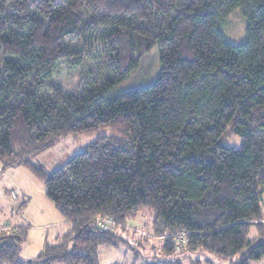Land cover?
I'll return each mask as SVG.
<instances>
[{
  "label": "trees",
  "instance_id": "obj_1",
  "mask_svg": "<svg viewBox=\"0 0 264 264\" xmlns=\"http://www.w3.org/2000/svg\"><path fill=\"white\" fill-rule=\"evenodd\" d=\"M233 14L245 21L237 45L221 31ZM97 38L112 76L68 94L51 80L56 66ZM155 46L154 81L113 93ZM100 130L109 134L52 172L30 162L60 137ZM233 135L240 146L224 145ZM0 161L42 180L69 222L29 260L24 227L0 233V264H99V248L147 211L163 258L174 256L147 264L261 260L264 0H0Z\"/></svg>",
  "mask_w": 264,
  "mask_h": 264
},
{
  "label": "rangeland",
  "instance_id": "obj_2",
  "mask_svg": "<svg viewBox=\"0 0 264 264\" xmlns=\"http://www.w3.org/2000/svg\"><path fill=\"white\" fill-rule=\"evenodd\" d=\"M241 21L236 14H233L221 27L223 36L228 43L237 45L245 41V21L243 19ZM66 44L71 49L82 50L81 42L75 37L68 38ZM159 54L158 46L144 53L127 77L115 87L113 93H120L153 82L159 66ZM112 65L107 54L103 51L102 41L97 38L93 40L91 48L87 47V52H84L76 63L67 60L60 62L56 66L51 80L68 94H76L82 86L92 84L93 80L112 76L110 70ZM98 134L108 135L109 131L100 130L91 135L69 134L60 137L48 149L32 155L29 158L30 162L40 165L46 172H52L74 154L85 150ZM223 142L229 147H239L241 138L233 135ZM261 213L264 215L263 203H261ZM10 216L26 225L25 239L19 254L20 260L34 258L42 248L44 241L52 240L55 234L60 233L63 228V224L55 223L56 220H60L62 215L47 198L42 180L23 164L8 165L0 161V219ZM148 218H151L149 211L146 212L145 219L141 216L128 219L125 229L120 230H123V240L115 246H101L98 250V263L147 264L151 261L167 260L164 262H168L170 259H174V256L163 258L165 256L160 252L163 237L159 236V239L154 236L155 233L150 230ZM0 224L17 225L12 220L0 222ZM132 227L139 228L141 233H132L135 230ZM127 229L130 232L126 233ZM142 233L147 236L141 235ZM178 239L181 240V236H178ZM178 251H181L180 247ZM212 262L214 264L222 263V261ZM249 264H264V258L250 261Z\"/></svg>",
  "mask_w": 264,
  "mask_h": 264
},
{
  "label": "built area",
  "instance_id": "obj_3",
  "mask_svg": "<svg viewBox=\"0 0 264 264\" xmlns=\"http://www.w3.org/2000/svg\"><path fill=\"white\" fill-rule=\"evenodd\" d=\"M97 226L104 230H113L116 226V223L109 217H98L97 218ZM20 225H6V224H0V233L8 232L12 233L19 229Z\"/></svg>",
  "mask_w": 264,
  "mask_h": 264
},
{
  "label": "crops",
  "instance_id": "obj_4",
  "mask_svg": "<svg viewBox=\"0 0 264 264\" xmlns=\"http://www.w3.org/2000/svg\"><path fill=\"white\" fill-rule=\"evenodd\" d=\"M262 203L264 204V193H263ZM262 218L264 219V215H262ZM6 220H10V221L12 220V221L16 222L17 224L23 226L24 228H25V226H26L25 223L20 222L19 220L13 218L12 216L1 218V219H0V222H4V221H6ZM55 223H59V224H61V225L63 224L62 231H61L60 233L57 232L52 240H45V241H44V244H43V246H42V248L40 249V251L43 249V247H44V245H45L46 243H53V242L55 241V239H56L59 235H61V234L64 233L65 231H67V229L69 228V222L66 221V220H64L63 217H61L60 220H56ZM155 237H156V236H155ZM160 237H162V236H160ZM221 261H222V260H221ZM218 262H219V260H218L216 263H218ZM218 264H228V262H227V261H222V263H218Z\"/></svg>",
  "mask_w": 264,
  "mask_h": 264
}]
</instances>
